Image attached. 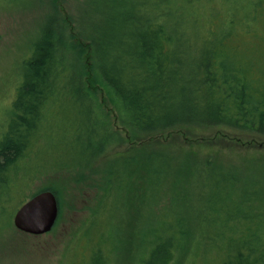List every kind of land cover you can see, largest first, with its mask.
I'll use <instances>...</instances> for the list:
<instances>
[{"label": "trees", "instance_id": "16d2710c", "mask_svg": "<svg viewBox=\"0 0 264 264\" xmlns=\"http://www.w3.org/2000/svg\"><path fill=\"white\" fill-rule=\"evenodd\" d=\"M213 1L225 21L204 30L187 23ZM88 2L87 63L74 39L50 22L22 62L10 114L0 122V220L39 193L24 195L28 178L18 175L41 163L43 143L64 136L65 103L73 117L66 149L79 158L62 148L57 164L87 170L121 142L98 114L88 86L93 72L131 140L127 154L105 168V186L119 189L131 178L147 201L169 204L156 226L147 202L140 264L210 251L216 264H264V167L242 173L229 159L234 143L227 137H248L260 142L247 146L264 149V0ZM260 174V184L247 177ZM93 246L87 263L106 264L100 243Z\"/></svg>", "mask_w": 264, "mask_h": 264}, {"label": "rangeland", "instance_id": "374dc122", "mask_svg": "<svg viewBox=\"0 0 264 264\" xmlns=\"http://www.w3.org/2000/svg\"><path fill=\"white\" fill-rule=\"evenodd\" d=\"M88 1L0 0V122L10 114L16 85L21 81L22 62L30 56L34 43L49 22L74 39L75 44L81 47L82 62L87 63L85 33H89V29L86 23H89V16L92 14ZM218 2L198 6L186 17L187 23L202 26L203 30L208 25V29L217 27L226 15ZM91 75L92 80L89 77L88 86L93 91L98 114L107 118L112 128L121 136V142L114 145L111 152L104 153L87 170L57 164L60 160L59 151L62 148L67 150V141L64 140L70 135L66 129L71 124L70 120H73L66 110L68 103H65L58 125V130L62 128L65 131L64 136L49 139L45 143L41 141L46 148L42 152L44 155L39 156L38 161L42 160L41 163L28 166L27 170H21L18 175L28 178V183L23 188L26 196L45 189L54 192L58 205L57 220L50 232L33 236L14 228V213L9 218H2L0 264H88L92 252L96 250L93 246L96 243H100L107 256L106 264H140L146 253L144 242L149 240L147 225L150 223V212L153 214L152 225L156 226L168 215L166 209L169 204L164 198H160L155 204L147 201L145 191L136 186L131 178L123 180L119 189L114 186L111 190L105 186V168L116 155L127 154L131 140L128 138L129 131L121 124L118 114L101 88L102 85L93 72ZM54 127L56 128L55 125ZM212 133L215 134L212 130L209 135ZM229 134L227 137L231 140L228 141L234 143L228 144L230 152H234L229 154V159L242 173L254 170L259 172L264 167V149H256L259 144L247 145L260 141L248 137L236 140L232 132ZM67 151V155L76 156L72 151ZM252 175H247L251 177L250 181L259 184L262 182L261 174ZM259 184L258 189H255L257 195L261 193ZM160 197H164L163 194ZM230 200L234 201L235 198L231 197ZM147 202L153 208L150 212ZM214 254V251H210L206 257L200 253V256L191 255L188 258L183 255L177 257L172 264H216Z\"/></svg>", "mask_w": 264, "mask_h": 264}, {"label": "water", "instance_id": "95a60500", "mask_svg": "<svg viewBox=\"0 0 264 264\" xmlns=\"http://www.w3.org/2000/svg\"><path fill=\"white\" fill-rule=\"evenodd\" d=\"M58 205L51 191H42L23 203L14 213V228L24 234L42 236L53 228Z\"/></svg>", "mask_w": 264, "mask_h": 264}]
</instances>
